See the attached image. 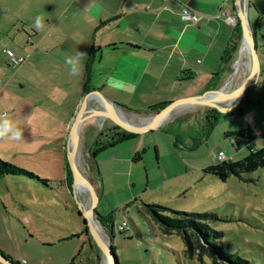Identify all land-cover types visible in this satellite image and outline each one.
<instances>
[{
  "label": "crops",
  "instance_id": "0c3cea01",
  "mask_svg": "<svg viewBox=\"0 0 264 264\" xmlns=\"http://www.w3.org/2000/svg\"><path fill=\"white\" fill-rule=\"evenodd\" d=\"M180 4L196 11L199 20L196 23L183 20L179 15ZM250 6L252 18L249 20L247 16V20L254 33L257 53L261 49L256 82L263 91L264 6L257 0H252ZM38 16L44 18L43 30L34 26ZM227 16L235 21L229 23ZM1 27L5 32L13 30V52L23 55L24 60L20 64L10 61L13 67L0 82V113L7 111L23 130L22 134L35 137L41 148H48L50 134L54 135L50 139L64 140L82 96L90 90L97 89L130 113L151 114L153 111L147 109L151 104L167 103L222 86L233 71L242 38L234 0H0ZM77 51L87 53V59L83 75L73 77L68 75L64 61ZM121 83L135 85L134 93L120 89ZM253 86L226 114H243L242 103L248 102L252 105L246 115L253 113L254 101L248 97ZM262 98L257 99L258 104ZM89 102L97 103L94 98ZM206 107L189 106L159 128L175 131L174 138L184 141L181 135L188 127L180 119L184 114L196 112L205 119ZM260 119L254 113L247 126L264 141V122L261 124ZM98 122L99 118L89 115L81 123L80 141L86 150L100 130L102 124ZM173 123L177 124V130L171 129ZM229 130L232 129L226 131ZM137 135L107 146L93 157L89 155L96 190L98 187L104 190L97 156L105 149L115 150L119 146V153L111 154L108 159L126 162L132 168L137 160L132 158L133 154L141 146ZM186 136L185 141L191 142L193 136ZM243 141L246 146L248 140L243 138ZM230 142L234 143L235 138ZM238 149L240 146H236ZM63 162L62 180L67 178L66 157ZM99 175L100 181L96 178ZM110 218L113 235L117 227L114 218Z\"/></svg>",
  "mask_w": 264,
  "mask_h": 264
},
{
  "label": "rangeland",
  "instance_id": "374dc122",
  "mask_svg": "<svg viewBox=\"0 0 264 264\" xmlns=\"http://www.w3.org/2000/svg\"><path fill=\"white\" fill-rule=\"evenodd\" d=\"M251 2L247 0L246 5L249 20L253 13ZM257 2L264 6V0ZM12 35L13 30L5 32L0 28V82L8 77V70L13 67L4 51L5 48L15 50ZM257 54L259 59L260 48ZM241 80L236 79L229 88L236 87ZM253 85L248 94L254 101L253 113L246 115L252 105L249 102L242 103L243 114L234 112L230 116L226 112L221 113L210 133L194 149L188 147L191 142L185 138L186 134L200 136L198 132L202 123L199 119L202 114L197 112L184 114L180 119L188 127L181 135L187 143L178 142L173 146L175 131L170 133L154 128L139 133L136 137L144 151L141 152L142 157L133 162L132 168H128L126 162L108 159L111 154L119 153V146L115 150L105 149L97 156L104 190L99 187L96 190L94 212H99L102 217H113L115 228L126 220L124 230H114L109 238L110 225L105 224L106 232L94 218L107 238L105 240L111 243L118 264H210L207 255L200 259L195 253L187 252L179 233H162L150 218L137 210V205L142 202H156L175 210L212 212L216 217L208 218L207 223L222 232L218 244L250 264H264V166L241 173V176L229 174L226 179L203 170L218 150H223L227 157L231 154L229 158L233 159L248 152L241 136H226L224 133L227 129L249 125L248 120L251 122L254 113L261 116V124L264 122V100L257 103V99L264 96V89L262 91L259 82ZM133 114L140 119L148 115ZM177 114L172 112L165 122ZM171 126L172 130H177L176 123ZM27 136L22 134L20 142L0 141V157L34 172L45 181L22 174L0 177V252L19 264H77L85 256L92 255L94 242L84 230L83 216L78 213L75 199L67 191L70 182L62 180L67 135L61 141L55 137L50 139L54 136L50 134L48 148L38 147L35 137ZM254 136L255 147H258L263 141L259 135ZM231 138H235L234 143L230 142ZM81 142V167L95 184L88 148L86 150ZM236 146L240 149L236 150ZM96 178L100 181V175ZM75 191L86 207L89 204L86 190L83 188L77 192L75 188ZM99 195H102L100 199ZM76 232L79 234L71 235ZM99 255L97 264L101 260Z\"/></svg>",
  "mask_w": 264,
  "mask_h": 264
},
{
  "label": "trees",
  "instance_id": "16d2710c",
  "mask_svg": "<svg viewBox=\"0 0 264 264\" xmlns=\"http://www.w3.org/2000/svg\"><path fill=\"white\" fill-rule=\"evenodd\" d=\"M103 22V21H101ZM165 102H159L151 104L147 107L150 111H156L161 108ZM221 112L214 107L207 106L205 113V120L202 123V129L199 133L200 138L192 137L191 143L188 145L189 148L194 149L199 144L202 143L204 137L210 133L214 125L217 123ZM226 136L238 135L248 140L246 144L248 152L240 158H229L226 157L220 161H214L207 164L203 170L216 175L220 179H226L229 174H234L241 176V173L250 172L259 166H264V141L263 143L255 147L253 142L254 134L251 127L245 126L235 130L225 131ZM136 134L123 131L117 126L105 122L101 125L100 130L96 138L91 143L88 152L91 157L95 156L99 151L103 150L107 146L116 144L118 142L129 139ZM264 138V134H263ZM264 140V139H263ZM178 142H183L177 136L173 139L174 146H177ZM144 149H140L133 154V159H140L142 157L141 152ZM7 174H22L31 177H36V179L44 182L45 179L39 177L34 172L29 171L21 166L14 163L6 161L0 157V177ZM66 174L68 182L71 181V173L66 162ZM137 210L141 212L144 216H147L154 222L162 233H172L177 232L181 235L185 248L190 254H196L198 258H202V255H207L210 258V264H250L248 260L238 256L235 253L225 251L221 245L218 244V239L222 232L216 230L207 223L208 218L216 217L212 212H189L183 210L170 209L162 204L156 202H142L141 205H137ZM78 213L79 210H78ZM96 213V212H95ZM97 214V213H96ZM101 225L106 231L105 224L109 225L112 222L110 216L102 217L97 214L96 217ZM120 223V222H119ZM110 229V230H109ZM85 232L90 235L87 231L86 225L84 224ZM124 226L118 231H123ZM107 232V231H106ZM111 228H108V237L110 238ZM76 232L71 235H78ZM90 237V236H89ZM92 241V238H90ZM93 243V241H92ZM94 251L92 255H87L79 260L77 264H97L99 255V250L95 243H93ZM113 256L118 264L117 256L114 249L110 243ZM101 262V260H100ZM19 264L18 262H15ZM1 264V263H0ZM100 264V263H99Z\"/></svg>",
  "mask_w": 264,
  "mask_h": 264
},
{
  "label": "water",
  "instance_id": "95a60500",
  "mask_svg": "<svg viewBox=\"0 0 264 264\" xmlns=\"http://www.w3.org/2000/svg\"><path fill=\"white\" fill-rule=\"evenodd\" d=\"M246 5L247 0H245L244 5L241 0H234L236 17L238 18L241 26V41H245L246 44L250 61V69L247 75L232 90L225 92L222 91V86H220L215 89H209L208 91H205L203 93L175 98L165 103L161 108L153 111L151 114H148L146 116L148 118L147 121H139L136 123L122 119V117L117 114L114 106L118 109H122V107L118 105V103L110 101L97 89L90 90L82 96L79 105L71 118L66 136L65 157L71 173V181L67 191H69V193L75 199V202L78 205V210L83 216V223L86 225L88 233L97 246L99 254L104 253L107 264H116V260L113 256L110 243L107 245L104 242V239L100 235H98L92 223L93 218L97 220L94 212V206L97 202L96 189L94 187V184L87 177L81 174L78 164L80 126L82 121L89 115H92L99 118L101 124L103 121H107L123 131L139 134L147 130L159 128L160 125H162V120L164 119V117L176 106L206 105L214 107L220 112H227L234 108L244 95L245 91H247L256 82L260 71L255 37L252 28L250 27L247 20ZM209 93H215V95L210 96ZM91 98L96 99L97 103H90L89 100ZM82 184L87 185L92 196L90 205L88 207H84L82 205L81 201L75 193L76 186ZM0 263L16 264L1 252Z\"/></svg>",
  "mask_w": 264,
  "mask_h": 264
},
{
  "label": "bare ground",
  "instance_id": "6f19581e",
  "mask_svg": "<svg viewBox=\"0 0 264 264\" xmlns=\"http://www.w3.org/2000/svg\"><path fill=\"white\" fill-rule=\"evenodd\" d=\"M241 1H242L243 5H244L245 4V0H241ZM249 69H250V63H249V55H248V52H247L246 44H245V41H241L240 46H239V50H238V57H237L236 62L234 63V70L229 75V77L225 81V83L222 85V91H225L226 92V91L232 90L233 88L231 89L229 87L235 82L236 79H238V78H240V80L243 79L244 76L248 73ZM209 95L210 96H213V95H215V93H209ZM227 103H231V102H227ZM188 107L189 106H187V105H180V106L174 107L164 117V119L162 120V123H164L165 120H167V119L170 118V116L172 115V112L174 114H177L180 111H182L184 109H187ZM114 108H115L117 114L120 117H122V119L128 120L130 122H135L136 123V122H139V121H147V119H148L147 117L146 118H143V119H140V116L137 117L133 113L128 115L127 113L124 112V110L118 109L115 106H114ZM78 155H79L78 164H79L80 172H81L82 175H84L85 177H87L84 174L83 170H82V167L83 166L81 167V164L83 163V159H82V154H81V150H80V145H79ZM76 188H77V192L80 191L81 189L83 190V188H84L86 190V192L88 193L89 204L86 205V207H88L90 205L92 196H91V194L89 192V189H88L87 185L86 184L78 185V186H76ZM75 193H76V191H75ZM92 223H93V226H94L96 232L98 233V235H100L104 239V242L108 245L109 242H107L105 240L107 238H105L103 232L101 231V229L99 228V226L97 225V223H95L94 218L92 220ZM100 254H101V262H100V264H107V261L105 259L104 253H100Z\"/></svg>",
  "mask_w": 264,
  "mask_h": 264
},
{
  "label": "clouds",
  "instance_id": "9594fccd",
  "mask_svg": "<svg viewBox=\"0 0 264 264\" xmlns=\"http://www.w3.org/2000/svg\"><path fill=\"white\" fill-rule=\"evenodd\" d=\"M43 21V17H36L34 26L38 30H43L45 27ZM86 59L87 53L79 51H77L74 56H67L64 63L68 69V75L73 77L82 76L84 71V61ZM109 83L111 84V80ZM119 87L129 94H132L135 91V85L125 86L123 83H121ZM22 133L23 130L18 126L17 122L9 116L7 111L0 113V141L20 142L23 140Z\"/></svg>",
  "mask_w": 264,
  "mask_h": 264
},
{
  "label": "built area",
  "instance_id": "2783aa9c",
  "mask_svg": "<svg viewBox=\"0 0 264 264\" xmlns=\"http://www.w3.org/2000/svg\"><path fill=\"white\" fill-rule=\"evenodd\" d=\"M163 1H167V0H163ZM179 15L180 17L185 20V21H189L192 23H196L199 18L200 15L192 10L191 8H189L186 4H180V11H179ZM226 20L231 23L235 21V18L227 16ZM4 51L6 52V54L8 55V57L10 58V60L15 63V64H20L21 62H23L24 60V56L23 55H17L15 54L12 50L5 48ZM227 156L225 154V152L223 150H218L215 154V161H220L225 159ZM88 169V166H87ZM126 223V220L121 221L118 226L117 229H121Z\"/></svg>",
  "mask_w": 264,
  "mask_h": 264
}]
</instances>
